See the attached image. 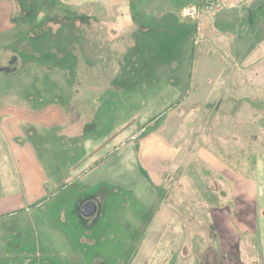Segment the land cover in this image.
Here are the masks:
<instances>
[{
  "label": "rangeland",
  "instance_id": "rangeland-1",
  "mask_svg": "<svg viewBox=\"0 0 264 264\" xmlns=\"http://www.w3.org/2000/svg\"><path fill=\"white\" fill-rule=\"evenodd\" d=\"M187 5V0H0V79L10 76L4 68L18 55L23 59L18 74H33L39 80L38 107L80 109L77 125L87 127L81 135L101 139V154L129 138L110 160L129 162L130 188H139L148 200L153 199L148 187H156L159 163L142 162L143 150L157 156L161 144L168 142L181 156H212L213 167L201 161L182 167V172L191 169L201 175L198 194L184 195L182 204H196L199 220H211L212 214L220 216L228 199L233 218L248 219L246 251L255 253L259 233L253 216L262 206L256 187L264 172V64L259 66L264 47L254 60L246 54L264 46V0H232L219 13L200 20L183 16ZM129 6L140 27L132 43ZM227 46H237L236 53L242 54L229 60L223 53ZM11 77L5 84L0 80L1 91L6 87L13 92ZM81 139L79 143L86 140ZM55 149L60 164L76 155V147ZM96 173L94 185L79 177L47 186L39 195L42 205L36 208L22 201L16 213L23 215L5 214L0 232H18L21 238L15 240L12 233L1 236L0 250L7 252L0 251V264H173L172 259L158 257L157 243L141 240L149 228H143L141 238L131 235L129 208L139 205L138 195L108 188L110 184L101 182L102 172ZM95 189L102 195L113 191L107 199L116 206L103 211L88 228L77 204ZM179 195L173 197L178 200ZM10 203L8 199L1 205L0 212ZM17 218L23 219L22 229L14 224ZM220 229L199 221L197 230L203 237L192 243L204 244L218 258L217 264ZM174 245L167 256L174 253ZM152 247L150 263L142 261Z\"/></svg>",
  "mask_w": 264,
  "mask_h": 264
},
{
  "label": "crops",
  "instance_id": "crops-1",
  "mask_svg": "<svg viewBox=\"0 0 264 264\" xmlns=\"http://www.w3.org/2000/svg\"><path fill=\"white\" fill-rule=\"evenodd\" d=\"M187 1L188 4L192 2V0ZM231 1L223 0L222 5L214 14L219 13L227 7ZM131 10L129 6V43L130 40L132 43L134 34L136 35L140 28L137 27L138 24L135 23ZM227 47L228 49L223 48V53L229 60H232L235 56L239 57L240 51L244 52L243 49L240 50L241 46L238 48V51L240 50L239 54L235 51L237 46ZM261 47L264 46L249 49L246 57L254 60L252 58L255 56V53L260 52L259 49ZM61 60H64L63 56ZM19 62L20 64H18ZM263 62L259 66L263 65ZM22 63L23 59H20V56L14 55L12 57L9 65L4 68L10 76L3 77L10 80L12 75L11 80L14 82V90L9 93L5 91L6 87L3 91L0 90V206L6 205L8 199L11 200L9 208L3 210L5 212H0V230L5 227L4 222H2L6 219L4 217L5 214H7V217H19L23 215L22 213H16L17 210H22V201L24 205L30 203L32 204L31 206H36L37 208L42 205V201H39V195L44 193L47 186H59L63 183L65 184L68 180H76L79 177H83V180L87 181L89 185H94L91 182H95L99 175L96 172L100 170L101 174L104 175L101 182L110 184L111 187L108 188L125 189L128 193L130 190L134 196L138 195V198L135 199L139 201V205L135 206L133 204L129 208L130 233L134 237L137 234V237L141 238L140 232L143 233V228H149L142 235L141 240H147L153 244L157 243L158 257L165 260L166 258L172 259L173 264H217L218 258L215 255L211 256L205 250L206 246L204 247V244L201 246L192 244H197L195 241L197 237H203L197 230L199 221H202L203 225H215L221 228L219 232L221 234L219 241L222 249L220 256L221 264H264V172H261L262 175L259 176L261 179L260 186L256 187L259 191L258 195L260 196L262 206L260 207V213L253 216L256 232L259 233L256 234V252L253 253L248 252V248L246 251V238L244 236L246 234L245 227L247 226L248 219L241 216L234 219L235 215H231L229 210L231 208L228 199V203L223 205V209L218 211L220 216L214 218V214H212L211 220H199L198 210L195 208L196 204L189 205L187 203L189 206L182 204L185 201L184 195L194 196L198 192V179L201 177L197 170L192 172L189 169L187 170L188 172H182V167L185 164L198 163L199 161L204 162L207 166L210 164V167H213L214 161L212 156H199L198 154L181 156L175 149L177 147L171 146V144L167 146L168 142L161 144L162 148H159L157 156L152 157L143 150L144 156L142 157L145 160L142 162L149 164V162H154L157 159L159 163L158 172L155 174L157 178L156 187H148L153 199L148 200L143 197L142 193L138 190L139 188H130L129 174L126 172V170L129 171V162L125 158L110 160V156L124 142H128L129 138L121 139L108 149L106 153L101 154V148L104 145L101 139L91 140L86 139L85 134L81 135L87 127L84 124L77 125V118L82 112L80 109L77 110L79 112H75L74 109L62 105L56 108L37 106L39 80L35 76H32L33 74L29 76L18 74L20 71L19 65ZM250 67L247 65V68ZM6 79L0 80L5 84ZM27 86L30 88L29 90ZM73 118L71 126H66L68 120L70 121ZM119 129L116 128L115 131L120 132ZM80 138H83L81 142L86 140L83 143H79ZM55 141L57 142L56 144H54ZM162 141L164 140L162 139ZM178 145L181 146L182 143ZM56 146L62 148L61 150L63 151L66 147L68 149L76 147V150L72 154L78 155L81 152L80 158L77 159L76 163H70L72 159H75V155L69 163L62 162L63 164H60L61 161L54 154ZM157 147L158 144L155 148L157 149ZM81 149L82 151H80ZM37 154L40 156L39 158ZM87 157L88 160L85 166L78 169L77 167ZM74 169L76 174L72 172ZM107 180L111 183L107 182ZM101 182L97 180V183L101 184ZM239 189L240 187L236 188V195L240 193ZM143 191L145 192L144 189ZM112 193L113 191L109 190L106 194L102 195L101 191H96L95 189L94 192H90L88 196L79 201L77 205L80 204L79 210L84 226L86 225L88 228H91L97 222V219L101 217L103 211L111 210L112 206H116L115 203L107 199V195L110 196ZM176 193L180 194L178 200L173 197ZM58 194L55 193V195ZM8 195L9 197L6 198ZM88 204H94L96 208L91 215L86 216L82 213V208ZM192 206H194L193 209ZM24 210L28 211V209ZM22 220L17 218L14 221L15 226L17 224L22 229ZM10 233L16 235L14 236L15 240L21 238V234L17 235L18 232L8 231L6 233L5 230L0 232V238L2 236L3 239L6 235H10ZM89 235L87 234V237ZM111 236L109 235L108 237L111 238ZM93 240L92 238H88L89 242ZM131 242L133 241L131 240ZM172 242H175L174 253L172 251V255L167 256L168 248ZM9 246L8 248L11 250L13 247L10 244ZM183 247L188 250L182 251ZM152 249L153 247L151 250L148 248L150 251L143 254L142 261L149 262L152 259V254L154 253V249ZM0 251L7 252V250L3 249ZM136 259L138 258L136 257Z\"/></svg>",
  "mask_w": 264,
  "mask_h": 264
},
{
  "label": "built area",
  "instance_id": "built-area-1",
  "mask_svg": "<svg viewBox=\"0 0 264 264\" xmlns=\"http://www.w3.org/2000/svg\"><path fill=\"white\" fill-rule=\"evenodd\" d=\"M222 2L223 0H195V4L183 10V15L199 20L203 14L215 11Z\"/></svg>",
  "mask_w": 264,
  "mask_h": 264
},
{
  "label": "water",
  "instance_id": "water-1",
  "mask_svg": "<svg viewBox=\"0 0 264 264\" xmlns=\"http://www.w3.org/2000/svg\"><path fill=\"white\" fill-rule=\"evenodd\" d=\"M95 205L94 204H88L82 208V213L86 216H89L95 211Z\"/></svg>",
  "mask_w": 264,
  "mask_h": 264
}]
</instances>
